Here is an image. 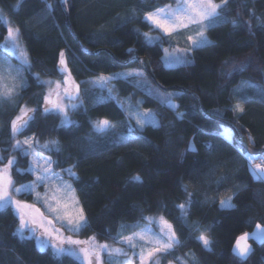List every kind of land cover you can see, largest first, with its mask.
Masks as SVG:
<instances>
[{"label":"trees","instance_id":"1","mask_svg":"<svg viewBox=\"0 0 264 264\" xmlns=\"http://www.w3.org/2000/svg\"><path fill=\"white\" fill-rule=\"evenodd\" d=\"M18 2L0 0V8L14 26L20 27L32 71L40 73L42 78L59 79L56 69L59 53L63 51L71 77L80 85L82 106L70 114L76 123L61 127L56 115L45 117L37 113L35 122L25 133L35 135L41 143L57 140L62 152L52 158L60 160L62 167L79 162L75 171L80 180L71 182L90 228L77 237L87 239L94 235L98 241L111 244L110 237L117 235L120 225L143 223L142 210L145 215H164L173 223L181 240L180 246L161 264H168V260L179 264V259L187 264H264V244L255 240H251L253 249L246 260L233 253L239 236L253 231L257 225L264 227V180L253 176L246 153L236 143V133L226 125H234L241 135L254 140L253 147L264 150V103L260 102V90L264 89V25L255 18L264 19V0H229V20L236 19L238 26L229 22L210 29L207 35L212 46L193 51L191 64L175 68L164 65L166 42L148 44L140 34L149 31L142 16L128 20L133 9L139 12L171 0L68 1L70 23L80 41L91 52L106 49L115 58L103 52L92 55L82 51L66 26L59 0H22L17 10ZM48 3L54 6L53 15L37 24L34 18L45 11ZM253 12L255 16L251 15ZM6 36V27L0 26V37ZM3 42L0 39V55L13 60L3 51ZM136 55L149 59L156 79L164 87L185 90L160 91L174 94L173 102L184 113L183 119L177 118V110L167 107L132 80L113 79L110 85L116 97L112 99L108 98L106 88H92L86 83L101 74L113 76L137 66L119 63ZM241 63L248 68L242 73L235 72L234 65ZM147 79L153 84L148 76ZM27 80L28 88L20 93L21 103L36 107L44 89L28 72ZM242 81L254 87L240 93L250 92L251 99L245 104L242 116L234 120V114L227 109L240 98L234 90ZM188 91L199 97L203 112ZM124 99L152 110L159 125H148L143 130L131 127L118 103ZM15 115L12 106L9 117L0 120V156L5 158L12 154L8 150L9 120ZM102 119L112 121L116 127L97 133L93 123ZM129 135L135 138L124 143L118 139ZM86 154L89 158H85ZM16 157L19 167L26 168L30 158L19 153ZM12 174L17 187L31 179L18 176L15 169ZM137 174L142 184L132 180ZM222 177L228 179L218 187L217 181ZM181 183L188 186L194 202L189 223L198 221L202 229H209L212 240L209 249L189 238V230L177 222L180 213L175 205L186 200ZM227 196H232L235 207L222 209L219 201ZM18 198L32 202L31 196ZM17 229L14 211L11 208L0 211V264H79L73 257H57L51 249L40 248L36 239L21 240ZM189 253L194 255L196 263L188 258Z\"/></svg>","mask_w":264,"mask_h":264},{"label":"snow or ice","instance_id":"2","mask_svg":"<svg viewBox=\"0 0 264 264\" xmlns=\"http://www.w3.org/2000/svg\"><path fill=\"white\" fill-rule=\"evenodd\" d=\"M63 5L67 0H60ZM143 3V0H141ZM229 0H171L150 9H141L139 12L132 10L128 20L135 19L137 15L142 16L143 22L149 28L148 32L140 33L148 44H163L167 42L172 49L163 48L164 57L168 64L188 63L190 54L201 48L212 46L207 32L223 23H231L238 26L236 19L229 20ZM19 9V4L15 6ZM54 6L48 3L43 13L34 18L37 24L42 23L48 16L53 15ZM255 16V13H251ZM257 22L264 25V19L255 17ZM0 26H6V37L4 39L3 51L12 53L18 60V65L13 66L5 56H0V105L13 104L16 115L9 120L10 148L12 154L5 158L0 156V211L11 208L18 220L17 233L21 240L36 239L40 241V247L51 248L57 257L69 256L79 261V264H161L162 260L172 255L173 250L180 246L181 240L172 222L164 215H145L141 210V223L137 221L132 225H120L116 236L110 237L113 243H100L93 235L87 239L74 238L81 235L90 228L88 218L83 206L76 195V188L70 181L78 182L79 175L75 171L79 162L64 168L60 160H54L53 155L59 156L62 149L59 142L50 139L41 143L35 135H26L36 120L37 113L47 117L56 115L60 118L61 127H70L75 121L70 116V111H76L82 106L80 85L76 84L71 77L68 61L63 51L59 53L57 72L59 79H43L41 74L32 71V62L28 58L25 48L21 44L22 33L19 26H14L8 17L0 9ZM249 28L251 24L249 23ZM139 31V30H137ZM153 32L156 35H153ZM183 35L186 47H178L173 44L176 36ZM134 50L129 49L130 53ZM133 60L144 64L145 62L133 56ZM248 68L247 64L234 65V71L242 73ZM28 72L42 92L37 106L31 107L27 103H21V91L28 88V80L23 73ZM232 73H228L231 75ZM120 76L134 78V83L149 87L144 82V74L140 71L117 73L115 76L99 75L94 81L86 82L106 88L109 99H112V88L107 87L113 79ZM254 87L248 81H242L234 94L240 98L232 103L227 109L234 114V120H238L245 112V104L250 102L246 89ZM149 94L155 95L161 103L167 107L177 110L178 119L184 118V113L178 111L179 105L173 103L174 94L161 95L156 89L149 88ZM260 102L264 103V89L260 90ZM142 103V102H141ZM219 115V112H216ZM129 125L135 121L137 128L143 130L146 126H158V122L150 112H140L139 108L132 109L131 102L128 107ZM116 125L108 120H97L93 128L97 133H105L114 129ZM131 131V128L129 129ZM23 137V139H21ZM135 137L121 136V143L134 139ZM248 144L254 145V140L249 137ZM241 151L246 153V160L249 162L250 171L256 178L264 179V154H253L250 148L241 145ZM47 152L48 155L43 153ZM16 153L23 158H30L27 167H19ZM71 158V157H68ZM85 158H89L86 154ZM260 159L261 164L254 161ZM59 168V171L56 169ZM13 169L18 176H30L26 183L16 186L13 178ZM67 176V179L65 177ZM228 177H222L217 181V186ZM132 180L142 184L141 177L137 174ZM196 183L195 180L192 181ZM186 200L175 207L179 210L177 222L189 230V238L194 239L204 249H209L212 240L208 236L209 229L201 228L198 221L189 223V213L193 207L192 193L188 186L180 185ZM43 188L44 191H39ZM20 196H31L32 202L20 199ZM232 196L220 199L222 209L233 208ZM38 205H40L38 207ZM44 208L45 211H41ZM256 231L251 234L258 243L264 244V228L257 225ZM67 233V234H66ZM249 234L245 233L236 241L233 249L234 255L241 260H246L251 253V248L246 241ZM241 241L245 243L242 245ZM120 257L125 259L121 260ZM179 259V258H178ZM195 260V257H192ZM168 264H172L168 260ZM186 264V262H182Z\"/></svg>","mask_w":264,"mask_h":264},{"label":"rangeland","instance_id":"3","mask_svg":"<svg viewBox=\"0 0 264 264\" xmlns=\"http://www.w3.org/2000/svg\"><path fill=\"white\" fill-rule=\"evenodd\" d=\"M22 0H19V2H18V4L21 2ZM1 9V8H0ZM8 17V16H7ZM8 19H9V17H8ZM10 20V19H9ZM11 21V20H10ZM6 27V26H5ZM153 35H156V34H153ZM167 43V42H166ZM21 44H22V46L25 48V50H26V47H25V45L23 44V42H22V40H21ZM173 44H176L178 47H186L187 45H186V43H185V40H184V38H183V35H178V36H176L175 38H174V40H173ZM4 45V42L2 43V45H1V47ZM164 48H169V50L171 51L172 49L170 48V46H169V44L167 43V45L164 47ZM2 49H3V47H2ZM27 52V51H26ZM193 53V52H192ZM192 53L190 54V62H188V63H176V64H168V63H166L165 62V60L163 59V62H164V65L166 66V67H168V68H175V67H179V66H184V65H189V64H191L192 62H193V56H192ZM7 55H10V56H12L13 57V60H11L9 57H7V56H5V55H3V54H1V55H3V56H5L7 59H8V61L13 65V66H17L18 65V60H17V58L15 57V56H13L12 55V53H6ZM0 55V56H1ZM163 57H164V52H163ZM134 65H137V64H134ZM130 71H140V72H142L143 74H144V82H145V84L146 85H148L149 87H144V86H141V85H137L136 83V85L138 86V87H141L145 92H147L148 94H149V88H153V89H156L161 95H167V94H163L162 92H160V90L159 89H157V88H155L154 87V85L147 79V74L143 71V70H141L140 68H138V66H135V67H132V68H129V69H126V70H123V71H121L120 73L122 74V73H127V72H130ZM23 75H24V77L27 79V72H24L23 73ZM116 75V74H115ZM115 75H113V76H115ZM97 77H94V78H91V79H89L87 82H90V81H94L95 79H96ZM118 78H121V79H126V80H132V81H134V78H131V77H127V76H120V77H118ZM43 79H46V78H43ZM77 84V83H76ZM88 86L89 87H92V88H94V87H101V86H99V85H95V84H93V83H88ZM107 87H109V88H112L111 87V85L109 84ZM103 88V87H102ZM165 93V92H164ZM247 93H249L250 94V92H247ZM249 94H247V95H249ZM253 94H255L254 92H253ZM252 95V94H251ZM111 96L112 97H116V93L113 91L112 93H111ZM152 96H154L155 98H157L155 95H152ZM250 96V95H249ZM158 99V98H157ZM159 100V99H158ZM129 102H131L129 99H124V100H118V103H119V105L125 110V113L127 114V116H128V107H129ZM174 103V102H173ZM174 104H176V103H174ZM131 105H132V109H133V111H135L137 108H139V110H140V112H150L154 117H155V120L158 122V125H159V121H158V119L156 118V116L153 114V112H152V110H149V109H145V108H143L140 104H134V103H132L131 102ZM13 106V104H3V105H0V120H3V119H5V118H7V117H9V114H10V108ZM71 112L72 111H70L69 112V116H70V114H71ZM71 118V117H70ZM129 118V117H128ZM131 127L132 126H135L136 127V125H135V121L133 120L132 121V123H131V125H130ZM191 147L193 148L194 147V145L192 144L191 145ZM262 180H264V179H262ZM71 182V181H70ZM44 191V189L41 191V192H43ZM77 195V194H76ZM40 205H38V207H39ZM41 211H45V209L44 208H41ZM262 227V226H261ZM262 228H264V227H262ZM257 229L255 228L253 231H249V232H246V233H248L249 234V238L247 239V241H246V243H247V245H249L250 246V248H251V251H252V249H253V244H252V241L251 240H254L253 238H252V236H251V234L253 233V232H255ZM67 234V233H66ZM245 234V233H244ZM244 234H242V235H244ZM19 235V234H18ZM241 235V236H242ZM241 236H239V237H241ZM238 237V238H239ZM74 238H78V237H74ZM78 239H81V238H78ZM98 241V240H97ZM256 241V240H255ZM37 242H38V245H40V241H38L37 240ZM98 242H100V241H98ZM100 243H102V242H100ZM245 242L244 241H241V244L243 245ZM236 244V243H235ZM234 247H235V245H234ZM41 248V247H40ZM42 249H44V248H42ZM47 249H51L50 247L49 248H47ZM234 249V248H233ZM52 250V249H51ZM53 251V250H52ZM54 252V251H53ZM194 255L192 254V253H189L188 254V258L191 260V261H193V262H197V260H196V258H195V260H193L192 259V257H193ZM74 258V257H73ZM119 259H121V260H123V259H125L124 257H120ZM179 264H182V262H186L185 260H183V259H179ZM186 264H187V262H186Z\"/></svg>","mask_w":264,"mask_h":264},{"label":"water","instance_id":"4","mask_svg":"<svg viewBox=\"0 0 264 264\" xmlns=\"http://www.w3.org/2000/svg\"><path fill=\"white\" fill-rule=\"evenodd\" d=\"M68 1L67 0V4L66 5H63L60 3L61 5V8L65 14V18H66V26L67 28L69 29L71 35H73V37L75 38V40L80 44L81 46V49L84 53H87V54H97L99 52H103V53H107L109 54L111 57L115 58L113 56V54L109 51V50H106V49H101V50H97L95 52H91L88 48L85 47V45L80 41V39L78 38V36L75 34L72 26H71V23H70V15H69V8H68ZM60 2V0H59ZM137 57L139 60H142L144 61L145 63L144 64H141L135 60H133V57L130 58L129 60L127 61H124V62H119L120 65L122 66H130V65H134V64H137L138 68H140L141 70H143L147 76L151 79V81L153 82V84L162 92H169V91H172V90H180V91H185L184 89L182 88H179V87H164L155 77L154 73H153V70L151 68V65H150V61L147 57H139V56H135ZM188 93L195 99V101L197 102V105L200 109L201 112H203V106H202V103H201V100L199 99V97L193 93V92H190L188 91ZM226 125L230 126L234 132L236 133V136H237V139H236V143L239 145V147H241L242 145V142L244 144L245 147L247 148H250L251 151L253 152V154H263L264 153V150H259V149H256L255 147H253L251 144H248L247 143V140H248V137L247 136H243L239 133V130L232 124L230 123H226Z\"/></svg>","mask_w":264,"mask_h":264},{"label":"built area","instance_id":"5","mask_svg":"<svg viewBox=\"0 0 264 264\" xmlns=\"http://www.w3.org/2000/svg\"><path fill=\"white\" fill-rule=\"evenodd\" d=\"M262 163V161H260L258 164H261Z\"/></svg>","mask_w":264,"mask_h":264}]
</instances>
